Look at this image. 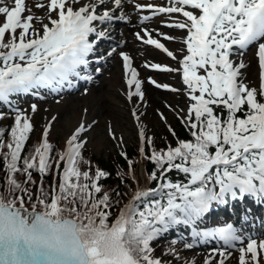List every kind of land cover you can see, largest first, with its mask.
Segmentation results:
<instances>
[{
	"label": "snow or ice",
	"instance_id": "obj_1",
	"mask_svg": "<svg viewBox=\"0 0 264 264\" xmlns=\"http://www.w3.org/2000/svg\"><path fill=\"white\" fill-rule=\"evenodd\" d=\"M118 24L134 25L135 40L175 62L143 65L178 78L146 77L176 94L163 107L185 135L160 107L163 132L146 125L149 102L127 40H113L123 36ZM116 56L131 152L103 105L92 115L82 106L66 125L36 102L47 93L60 104L78 81L91 96ZM101 116L112 167L86 154ZM0 121V264H196L184 252L211 241L201 264H264V0H0ZM219 205L235 219L202 227Z\"/></svg>",
	"mask_w": 264,
	"mask_h": 264
},
{
	"label": "rangeland",
	"instance_id": "obj_2",
	"mask_svg": "<svg viewBox=\"0 0 264 264\" xmlns=\"http://www.w3.org/2000/svg\"><path fill=\"white\" fill-rule=\"evenodd\" d=\"M28 2L31 3V0H28ZM142 2H145V0H142ZM147 2H152V1L147 0ZM164 2L166 1H162L161 3ZM125 25L126 24L123 25L118 24L117 28L119 26L118 29H124ZM161 31L167 32L170 35H174V36L180 35V33L175 28L161 27ZM123 35H127V31L123 32ZM153 35H157V34L153 33ZM128 36H129L128 38H131V41L130 39L128 40V44L132 43V45L131 46L127 45L128 48L126 49L129 50L133 56V67H136L137 70H139L142 73V75H146L149 72L151 76L156 77L160 82H169L178 85V78L173 79V76L172 75L169 76L166 72L148 69L143 65V61L145 59H148L149 61L152 62H161V63H169V64L173 63L172 60L167 59V57L160 50L155 49L154 46L150 48H146L143 45V43L131 37L132 33L129 34L128 32ZM158 38H160L162 42L165 43L170 49H176L180 46L179 43L177 42L168 41L162 37H158ZM140 45H142V49H144V51L141 50ZM253 51H254V46L250 47L245 52V58L246 59L251 58L253 55ZM143 52H145V54H143ZM114 59H115L114 68L108 69V71L104 72L103 75H101L99 78L102 83L104 82L105 85L110 88V96L108 97L111 99V103L109 102V104L113 108L118 110L119 113L121 114V116L120 115L116 116V114L111 113L113 118V126L117 130V135L123 132L125 136V140L129 144L133 142V137L130 131L131 121L128 119L127 107L123 103V98L120 93V89L126 88L127 86L124 84L122 80V67H121L120 59L118 56L114 57ZM93 85L94 84H92L91 86L93 87ZM151 86L161 91L162 96H158L159 99L156 100V102H154L152 105L148 106L147 110L149 115L145 117V123L146 125H149L151 128H157L158 126L162 125V123L159 122V118L154 113L153 109L156 107H160L161 110L164 111L165 114L168 116V121L172 120L174 115L168 109L163 107V101L167 99L170 102H174L176 100V94L168 90L159 89L153 85ZM91 91L93 92V90ZM103 94H104L103 90H101L96 94L93 93L91 96H82L81 93L79 94V92H73L70 94L68 92H63L61 93L62 101L60 104H57L55 96L45 93L44 94L45 98L42 100L38 99L36 102L40 105L41 109H43L44 106L47 105L52 111H60L62 114V119L66 122V125H70L77 118L79 114V109L82 106L85 105L88 106L89 114L92 115L95 110L90 105L94 103L95 99L98 100L100 97H102ZM179 103L181 104V106H183L184 100L182 97L179 98ZM24 106L25 105L21 103V107ZM67 112L69 115L68 117L65 116L67 115ZM50 114L51 112L48 113V115ZM43 115H44L43 112H39L34 117V123L37 124V127H39V124L41 123V117ZM100 119H101L100 127L94 130V131H99L100 135L97 138L94 137L91 140V142L88 145V148L90 149L89 151L90 154H93L95 157L105 158L106 156L109 157L110 155H112V152H114L115 150L113 148V142L108 140L103 132L105 117L101 116ZM53 136L58 140H62L61 137L63 136V133L60 132L58 129L54 128L51 137ZM173 234H176L175 230H173ZM189 242H190V237H189ZM199 252L200 251H196V249L193 248L192 250L185 251L184 255L187 257H194L196 264H201V260L203 259V256L207 254L208 251H205L202 255H199L198 254ZM228 264H236L235 258L229 260Z\"/></svg>",
	"mask_w": 264,
	"mask_h": 264
},
{
	"label": "bare ground",
	"instance_id": "obj_3",
	"mask_svg": "<svg viewBox=\"0 0 264 264\" xmlns=\"http://www.w3.org/2000/svg\"><path fill=\"white\" fill-rule=\"evenodd\" d=\"M126 28L132 33L135 27H134V25H127ZM127 43H128V40H127ZM112 68H114V65L112 66ZM142 87H143V89H144V91L146 93V99L149 102L148 103V106L149 105H152L154 102H156V100L159 99L158 96H162L161 95V91L152 88L146 82H143L142 83ZM78 90L80 91V93H82L83 88H80ZM91 90H93L92 93H94V94L100 92L101 90L104 91V94L102 95V97H100L98 100L95 99L94 103H92L90 105V106H92V108L94 110H96L97 104H101V105H103L107 109V111L116 114V116L117 115H120L121 116V114L119 113V111L116 110L115 108H113L109 104V102L111 103V99L108 97V96H110V88L107 87L104 82L102 83L100 81L99 86L92 87ZM65 116H67V117L69 116L68 115V112H67V115H65ZM99 135H100V132L99 131H94L93 134H92L93 138L94 137L97 138ZM202 247H203L202 245H197V248L202 249ZM204 251H201V252H204Z\"/></svg>",
	"mask_w": 264,
	"mask_h": 264
},
{
	"label": "trees",
	"instance_id": "obj_4",
	"mask_svg": "<svg viewBox=\"0 0 264 264\" xmlns=\"http://www.w3.org/2000/svg\"><path fill=\"white\" fill-rule=\"evenodd\" d=\"M1 123V122H0ZM172 125L177 129V131L181 134V135H185V132L184 130L181 128L180 126V123L178 120H175ZM163 132V126H161V128L159 129V131L157 132V135L161 134ZM36 139V137L33 138L32 136V141H34ZM32 141H29V143H31ZM57 140H55L56 142ZM57 143V142H56ZM58 144V143H57ZM158 144H159V141H158ZM129 151L131 152L132 151V145L129 147ZM89 152L87 151L86 154H88ZM92 156V159L98 163L101 164V166L103 167H112L114 165V156L115 155H112L110 157H95L91 154ZM105 183H108V184H111V183H115L114 180H110V181H105Z\"/></svg>",
	"mask_w": 264,
	"mask_h": 264
}]
</instances>
